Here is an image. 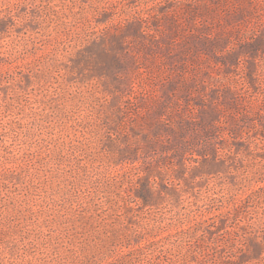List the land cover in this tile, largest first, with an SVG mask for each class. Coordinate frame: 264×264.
<instances>
[{"label":"rangeland","instance_id":"obj_1","mask_svg":"<svg viewBox=\"0 0 264 264\" xmlns=\"http://www.w3.org/2000/svg\"><path fill=\"white\" fill-rule=\"evenodd\" d=\"M0 264H264V0H0Z\"/></svg>","mask_w":264,"mask_h":264}]
</instances>
